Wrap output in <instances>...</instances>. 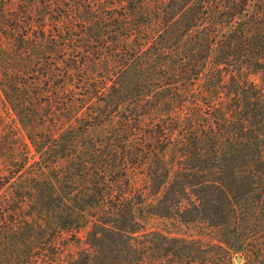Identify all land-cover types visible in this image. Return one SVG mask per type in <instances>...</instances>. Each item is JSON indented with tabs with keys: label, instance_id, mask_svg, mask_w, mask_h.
Returning a JSON list of instances; mask_svg holds the SVG:
<instances>
[{
	"label": "trees",
	"instance_id": "1",
	"mask_svg": "<svg viewBox=\"0 0 264 264\" xmlns=\"http://www.w3.org/2000/svg\"><path fill=\"white\" fill-rule=\"evenodd\" d=\"M5 41L0 264H264V0H0Z\"/></svg>",
	"mask_w": 264,
	"mask_h": 264
},
{
	"label": "rangeland",
	"instance_id": "2",
	"mask_svg": "<svg viewBox=\"0 0 264 264\" xmlns=\"http://www.w3.org/2000/svg\"><path fill=\"white\" fill-rule=\"evenodd\" d=\"M94 1V0H90ZM19 52L12 48V46L5 41L0 47V56H4L7 62L0 60V72L3 70L4 64L8 63L9 66L15 67L14 57L17 56ZM255 82L259 84L260 87H264L261 78L259 76L253 77ZM152 121L149 118H145L143 123L149 125ZM0 150L4 146H14L17 149H23L24 144H29L25 131L13 109L5 101V98L0 90ZM3 158V154L0 151V160ZM137 218L141 223L142 230L138 234L145 232H159L170 238H182L187 240H199L203 244H216L219 243L220 235L215 229L209 228L204 224L198 223H184L177 218H164L160 216L150 215L146 213V210H141L137 212ZM85 234L81 233L82 238L80 244L76 242L69 241L68 245L64 247V260L68 264V261L76 258L78 254L85 248L84 240ZM239 258V257H238ZM238 258H234L235 264H242L237 262Z\"/></svg>",
	"mask_w": 264,
	"mask_h": 264
},
{
	"label": "water",
	"instance_id": "3",
	"mask_svg": "<svg viewBox=\"0 0 264 264\" xmlns=\"http://www.w3.org/2000/svg\"><path fill=\"white\" fill-rule=\"evenodd\" d=\"M237 262H238V263H241V262H242V258L239 257V258L237 259Z\"/></svg>",
	"mask_w": 264,
	"mask_h": 264
}]
</instances>
